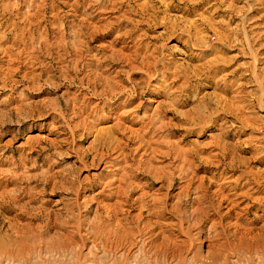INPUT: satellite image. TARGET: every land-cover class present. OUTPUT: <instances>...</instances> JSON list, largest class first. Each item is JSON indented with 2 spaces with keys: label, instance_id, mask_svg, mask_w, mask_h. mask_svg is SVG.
<instances>
[{
  "label": "rangeland",
  "instance_id": "374dc122",
  "mask_svg": "<svg viewBox=\"0 0 264 264\" xmlns=\"http://www.w3.org/2000/svg\"><path fill=\"white\" fill-rule=\"evenodd\" d=\"M0 264H264V0H0Z\"/></svg>",
  "mask_w": 264,
  "mask_h": 264
}]
</instances>
